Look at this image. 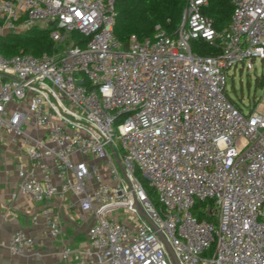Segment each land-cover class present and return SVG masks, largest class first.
<instances>
[{
	"label": "built area",
	"instance_id": "built-area-1",
	"mask_svg": "<svg viewBox=\"0 0 264 264\" xmlns=\"http://www.w3.org/2000/svg\"><path fill=\"white\" fill-rule=\"evenodd\" d=\"M208 2L187 0L173 34L158 26L125 45L114 0H0V34L46 21L55 42L79 35L63 51L0 52V136L26 152L18 193H71L79 217L95 216L86 248L63 246L70 264H174L159 231L180 264H264V107L245 114L226 93L233 68L264 64V0H232L223 29L203 12ZM198 202H210L201 218ZM42 213L62 235L56 211ZM33 244L18 228L8 246L23 254Z\"/></svg>",
	"mask_w": 264,
	"mask_h": 264
},
{
	"label": "crops",
	"instance_id": "crops-1",
	"mask_svg": "<svg viewBox=\"0 0 264 264\" xmlns=\"http://www.w3.org/2000/svg\"><path fill=\"white\" fill-rule=\"evenodd\" d=\"M25 162L21 141L3 133L0 136V264H70L62 258L63 246L86 248L88 228L95 216L90 213L79 217L78 200L71 193L64 199L41 202H33L18 193V168ZM15 192L17 195L13 196ZM47 207L53 208L61 220L63 234L58 237L52 236L42 213ZM18 228H24L34 238V244L23 254L12 253L8 246Z\"/></svg>",
	"mask_w": 264,
	"mask_h": 264
},
{
	"label": "trees",
	"instance_id": "trees-1",
	"mask_svg": "<svg viewBox=\"0 0 264 264\" xmlns=\"http://www.w3.org/2000/svg\"><path fill=\"white\" fill-rule=\"evenodd\" d=\"M187 0H114L116 12V36L128 45L132 34L140 39L152 38L159 29L167 34H173L183 20V13ZM203 12L213 19L218 29L227 27L233 12L232 0H209L203 7ZM158 26L160 27L158 29ZM55 23L48 27L35 24L24 32H8L0 34V52L5 56L18 53L39 55L44 51L53 52L56 42L51 37V30ZM72 38H79L78 33H71ZM75 38V39H76ZM192 49L196 52H213V48L202 41L193 40ZM264 85V75L261 79ZM257 106L255 104L254 108ZM143 180L149 195L156 202L154 190L149 186L146 178ZM198 216L202 215L198 212ZM212 218V217H210Z\"/></svg>",
	"mask_w": 264,
	"mask_h": 264
},
{
	"label": "rangeland",
	"instance_id": "rangeland-1",
	"mask_svg": "<svg viewBox=\"0 0 264 264\" xmlns=\"http://www.w3.org/2000/svg\"><path fill=\"white\" fill-rule=\"evenodd\" d=\"M37 25L40 27H48L50 23L39 21ZM24 31L26 30L20 32ZM8 32L11 31L5 30L3 33L6 34ZM69 38L72 39L71 34H68V39L65 42H56L58 51H63L67 47ZM263 75L264 64L259 58L256 60L248 59L244 64L240 63L228 74L226 93L245 114L251 112L255 104L264 107V85L261 84ZM209 204L210 202H198L197 208L194 210L195 214L201 209H207L210 206ZM116 215L124 219L126 213L122 210H118L116 211Z\"/></svg>",
	"mask_w": 264,
	"mask_h": 264
},
{
	"label": "water",
	"instance_id": "water-1",
	"mask_svg": "<svg viewBox=\"0 0 264 264\" xmlns=\"http://www.w3.org/2000/svg\"><path fill=\"white\" fill-rule=\"evenodd\" d=\"M116 158H117V164H118V166H119L121 172H122L123 174H125V170H124V168H123V165H122L121 161L118 159L117 156H116ZM133 206H134V207H135V208H136V209H137V210H138L143 216H145V217L147 218V220H148L153 226L156 227L155 223H154V222L150 219V217L146 214V212L143 210L142 206L140 205L139 201H138L136 198H135V201H134V205H133ZM156 228H157V227H156ZM159 233H160L161 237L163 238V240H164V242H165V244H166V247H167L168 251L170 252V254H171V256H172L173 263H174V264H180V263H179V260H178V258H177V256H176V254H175V252H174L172 246L170 245L169 241L167 240V238L162 234V232L159 231Z\"/></svg>",
	"mask_w": 264,
	"mask_h": 264
}]
</instances>
